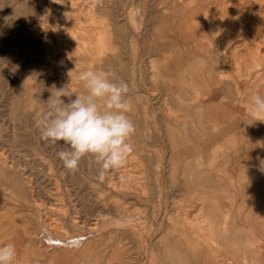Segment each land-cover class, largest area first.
<instances>
[{"label":"rangeland","instance_id":"374dc122","mask_svg":"<svg viewBox=\"0 0 264 264\" xmlns=\"http://www.w3.org/2000/svg\"><path fill=\"white\" fill-rule=\"evenodd\" d=\"M180 9L0 0V246L15 245L14 264H223L262 242L264 113L251 98L264 96V29L217 39L208 56L174 32ZM214 63L206 86L200 67ZM87 70L126 82L133 103L134 151L103 180L91 158L69 171L63 142L40 138L49 90L86 95Z\"/></svg>","mask_w":264,"mask_h":264},{"label":"clouds","instance_id":"9594fccd","mask_svg":"<svg viewBox=\"0 0 264 264\" xmlns=\"http://www.w3.org/2000/svg\"><path fill=\"white\" fill-rule=\"evenodd\" d=\"M109 75L103 71L80 72L77 79L83 82L87 94L75 99L66 87L49 90L45 102L48 110L40 128L42 141L63 142L65 150L58 156L67 170L77 171L81 160L89 157L99 165L100 180L107 171L121 169L134 151L129 142L135 133L128 115L133 110V103L127 98L129 86L123 81L113 82ZM251 103L254 112L264 113V96L254 95ZM15 258L13 243L0 246V264H14Z\"/></svg>","mask_w":264,"mask_h":264},{"label":"bare ground","instance_id":"6f19581e","mask_svg":"<svg viewBox=\"0 0 264 264\" xmlns=\"http://www.w3.org/2000/svg\"><path fill=\"white\" fill-rule=\"evenodd\" d=\"M146 2H147V0H146ZM159 2L164 3V4H168V2H171V3L177 4L178 6L183 8V10L180 9L179 12L174 15L176 17L175 21L173 22L174 28H175L174 32L176 33V35H180L181 36V40H186V41H188L191 36L193 38V36L195 35L194 38H193L196 41V44H195L194 48L197 51H199L201 53H205L208 56H210L212 53H214V49L216 47V40L217 39L219 40L220 38H222V39H225V38H227V39L236 38L235 35L237 33L241 32L243 29H244V33L249 34L250 30L253 29L251 23H254L255 25L256 24H260L259 29L260 28L264 29V0H159ZM156 7H157V5H156ZM155 11H157V9L156 10L154 9V12ZM150 16H151V14H150ZM255 25H253V26L255 27ZM255 28H257V27H255ZM255 40L257 41L259 39H255ZM228 41H230V40H228ZM231 41H234V40H231ZM258 44L259 43L255 44V49H257V50L259 49V46H260V45L258 46ZM155 46H157V45H155ZM224 47H226V46L224 45ZM220 51H219V53H220ZM253 54H255V53H253ZM220 56H222V55H220ZM216 57H218V56L216 55ZM256 58H257V55H256ZM113 59H114V56H113ZM259 60H260V58H259ZM236 61L237 60H235V62ZM112 62H114V61H112ZM261 62H263V61H261ZM220 63H221V65H225L226 63L229 64V60L225 59V60H223ZM259 63H260V61H259ZM216 65H217V63H216ZM200 68L199 69L201 71L199 72L197 79H199L201 82H204L206 84V86H208V84L213 82L214 80H215V82H217L215 77L219 76V75H217L215 73V70H216L215 63L213 65V67H211V70H212L213 73H211L210 68H207V69L202 68V67H200ZM241 70H242V68H241ZM222 82H224V80L220 76V81H218V84H221ZM207 88L209 89V87H207ZM35 91H37V90H35ZM259 95H261V94H259ZM261 96H263V95H261ZM29 98L30 97H28V100H29ZM25 102H28V101H25ZM118 178H120V177H118ZM16 188L18 189V187H16ZM122 189H121V191H123L122 193L124 194V190H122ZM22 190L23 189H21V191ZM19 192H20V190H19ZM20 193H22V192H20ZM10 195H12L14 199L20 200L12 192H11ZM11 200H12V198H11ZM261 206H262L261 218L264 219V204H261ZM122 222L123 221L121 220V223ZM260 222H261V225H262V227H261L262 242L246 244V246L243 247V249H242V251L240 253L238 261H232V260H230V261L227 260L226 261L225 260V261H223V264H264V220H262ZM118 224H119V222H118ZM129 227H130V225H129ZM143 234H145V233H143ZM201 238H204V235H202ZM51 240H52V238H51ZM60 240H62V239H60ZM147 251H148V249H147Z\"/></svg>","mask_w":264,"mask_h":264},{"label":"crops","instance_id":"0c3cea01","mask_svg":"<svg viewBox=\"0 0 264 264\" xmlns=\"http://www.w3.org/2000/svg\"><path fill=\"white\" fill-rule=\"evenodd\" d=\"M226 221L227 220H225V222ZM233 223L235 224V222H232V221H231V223L229 221H227V223H225L222 243H229V240H236V238H238V234L236 232L232 233V231L229 228V226ZM229 244L231 245V243H229Z\"/></svg>","mask_w":264,"mask_h":264}]
</instances>
